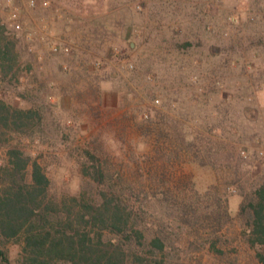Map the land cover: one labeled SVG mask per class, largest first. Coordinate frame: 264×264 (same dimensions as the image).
I'll list each match as a JSON object with an SVG mask.
<instances>
[{
    "label": "rangeland",
    "instance_id": "obj_1",
    "mask_svg": "<svg viewBox=\"0 0 264 264\" xmlns=\"http://www.w3.org/2000/svg\"><path fill=\"white\" fill-rule=\"evenodd\" d=\"M72 1L0 0L17 53L12 73L0 70V99L45 101L47 120L62 123L46 142L0 127V164L15 147L43 156L50 196L69 198L86 181L85 144L101 134L110 166L142 182L157 215L161 195L177 208L165 210L180 247L172 264H264L236 216L238 193L264 183V0L83 1L90 11ZM219 140L235 148L229 162L208 152ZM0 248L26 264L22 242Z\"/></svg>",
    "mask_w": 264,
    "mask_h": 264
},
{
    "label": "trees",
    "instance_id": "obj_2",
    "mask_svg": "<svg viewBox=\"0 0 264 264\" xmlns=\"http://www.w3.org/2000/svg\"><path fill=\"white\" fill-rule=\"evenodd\" d=\"M83 1L73 0L72 8L90 11V5ZM3 27L0 25V70L7 77L14 69L17 53L15 42L6 39ZM94 92L98 94L97 89ZM46 106L45 101H35L34 107L18 109L0 99V127L31 133L34 141L46 142L52 132L62 129L61 121L47 120ZM106 142L100 134L85 144L81 154L86 179L82 191L59 199L56 194L50 196L51 178L39 160L43 156L32 159L21 149H9L7 162L0 164V244L22 242L26 264H152L146 261L149 257L153 264L176 261L180 247L173 220H166L165 210L171 215L177 208L161 195L157 201L162 215H157L158 207L153 209V198L142 182H125L110 166L108 152L102 148ZM219 142H213L208 152L213 151L211 155L221 162H229L233 158L229 153L235 148L229 150ZM238 194L241 202L236 216L247 243L264 263V183L250 193L242 190ZM214 202L221 208L220 198ZM223 210L226 217H232L228 204ZM212 236L209 244L216 249L221 239ZM0 257L9 264L1 248Z\"/></svg>",
    "mask_w": 264,
    "mask_h": 264
},
{
    "label": "built area",
    "instance_id": "obj_3",
    "mask_svg": "<svg viewBox=\"0 0 264 264\" xmlns=\"http://www.w3.org/2000/svg\"><path fill=\"white\" fill-rule=\"evenodd\" d=\"M30 4L34 6V5H35V0H30ZM43 4H44V5H47L48 2L45 1ZM20 27H21V24H20V23H17V24H16V28H20ZM52 48H53L54 51H59V50H60V49H59L60 47H58V45H53ZM64 50H65L66 52H68V51H69V47H68V46H65V47H64ZM130 66H133V65L131 64Z\"/></svg>",
    "mask_w": 264,
    "mask_h": 264
}]
</instances>
